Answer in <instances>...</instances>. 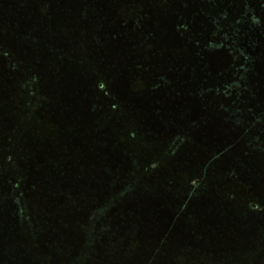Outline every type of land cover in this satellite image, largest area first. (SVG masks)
Masks as SVG:
<instances>
[{"label": "trees", "instance_id": "16d2710c", "mask_svg": "<svg viewBox=\"0 0 264 264\" xmlns=\"http://www.w3.org/2000/svg\"><path fill=\"white\" fill-rule=\"evenodd\" d=\"M161 5L169 64L141 28L152 78L123 83L144 92L119 95L115 141L106 118L39 139L27 76L1 74L0 264H264V0Z\"/></svg>", "mask_w": 264, "mask_h": 264}, {"label": "rangeland", "instance_id": "374dc122", "mask_svg": "<svg viewBox=\"0 0 264 264\" xmlns=\"http://www.w3.org/2000/svg\"><path fill=\"white\" fill-rule=\"evenodd\" d=\"M153 4L157 7L155 13ZM161 4L162 0H0V76L12 78L8 80L9 86L15 78L27 76L26 89L36 95L37 103L31 102L32 108L29 107L30 112H36L39 139L41 134L54 142L71 139L75 134L85 139L92 134L86 128L91 124L98 128L103 118L108 120L104 126L110 130L111 141L117 139L119 120L113 110L115 113L119 105V95L129 96L141 89L139 85L125 87L123 83L148 75L144 73L147 67L134 63L139 54L137 33L141 28L147 29L149 37L155 36L144 39L154 42L149 43L148 54L158 67L150 66V70L163 71L165 64H169V60L164 62L159 56L165 55L166 60L172 43L161 46L164 39L152 27L164 15L170 16ZM135 9L143 13L132 12ZM130 17L134 19L130 21L131 27L122 28V19ZM195 19L196 24L198 17ZM174 22L183 20L174 15ZM189 22L187 19L186 23ZM216 32V28L212 29L210 35ZM157 54L159 59L155 61ZM127 59L133 62L130 67ZM150 83L151 79H147ZM0 109L4 110L1 103ZM8 110L1 115L7 119L15 117L13 111L17 107L9 104ZM106 111V116L98 118ZM76 129L86 132L81 136ZM28 138L36 139L30 135ZM84 144L83 141L80 145Z\"/></svg>", "mask_w": 264, "mask_h": 264}]
</instances>
